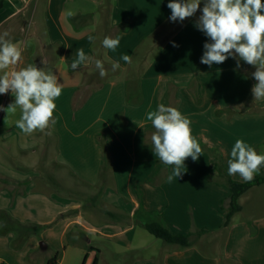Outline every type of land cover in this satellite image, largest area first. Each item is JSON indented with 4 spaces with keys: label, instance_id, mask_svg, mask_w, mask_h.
Instances as JSON below:
<instances>
[{
    "label": "crops",
    "instance_id": "obj_1",
    "mask_svg": "<svg viewBox=\"0 0 264 264\" xmlns=\"http://www.w3.org/2000/svg\"><path fill=\"white\" fill-rule=\"evenodd\" d=\"M110 2L0 0V35L8 32L22 56L7 71L34 64L62 84L55 123L43 132L22 133L15 126L20 109L7 124L0 110V264H92L96 255L109 264L106 249L115 259L138 254L123 264H264V213L246 214L248 201L261 206L264 184L241 197L242 211L223 229L222 203L231 190L210 180L215 157L206 151L195 161L188 157L181 176L170 180L175 166L155 155L147 119L172 90L167 106L191 121L198 143L221 154L226 171L238 139L264 154V98L252 92L256 66L238 55L201 63L204 44L212 42L196 26L202 12L158 43L155 56L144 54L149 38L171 21L170 0ZM117 36L115 51L103 47L105 37ZM78 49L89 60L73 70ZM97 59L107 71L103 78ZM14 102L11 90L0 94V109ZM249 104L253 110L242 113ZM152 221L190 234L192 245L160 243L145 228Z\"/></svg>",
    "mask_w": 264,
    "mask_h": 264
},
{
    "label": "clouds",
    "instance_id": "obj_2",
    "mask_svg": "<svg viewBox=\"0 0 264 264\" xmlns=\"http://www.w3.org/2000/svg\"><path fill=\"white\" fill-rule=\"evenodd\" d=\"M201 0H170L171 21H183L196 13ZM71 15V13H69ZM197 28L204 32L212 41L205 43V52L201 63L211 66L222 64L229 56L236 55L249 65L256 66L252 74L258 82L252 88L254 99L264 98V2L262 0H206ZM8 32L0 35V94L11 90L15 97L14 104L4 110L8 116L15 114L19 108L20 118L15 126L26 135L37 130L43 132L50 123H55L53 116L56 109L55 100L62 94V84L51 71L38 69L29 64L20 70L7 71L17 65L21 59V48L13 43ZM92 43L95 37L89 36ZM120 44V37H105L103 47L115 51ZM175 46V45H174ZM234 50V51H233ZM76 59L71 69H77L89 60L83 49L76 51ZM121 59L132 62L130 55L124 54ZM239 67V61H237ZM95 67L100 77L107 71L101 60H95ZM119 62L112 64V71L119 69ZM147 119L151 121L155 131L151 136L155 155L165 165H174L171 180L179 177L184 168V161L191 157L197 160L203 151L197 139L192 136L191 121L175 107L161 103L158 110L149 111ZM264 166V154L247 145L243 140H236L231 149L228 161V174H239L244 182H251L255 175L260 174Z\"/></svg>",
    "mask_w": 264,
    "mask_h": 264
},
{
    "label": "trees",
    "instance_id": "obj_3",
    "mask_svg": "<svg viewBox=\"0 0 264 264\" xmlns=\"http://www.w3.org/2000/svg\"><path fill=\"white\" fill-rule=\"evenodd\" d=\"M112 2V1H111ZM107 7V6H106ZM187 18H185L183 21H175V23H178V26H181ZM258 83V82H257ZM172 90H169L166 97H165V106H167L168 98L170 97ZM264 110V106L262 108ZM253 110L252 105H248L242 113L250 112ZM203 149V151H206L213 155L216 159L215 163V169L217 171L216 175L210 176V180L214 181L217 184H226L230 190L231 195L230 197L222 203L223 207H226L228 212L225 216V220L223 223V229H228L230 225L232 224L233 217L242 211V206L240 204V199L243 195H245L251 188L255 186H261L264 184V176L263 175H257L251 182H239L234 181L229 176L228 172L226 171L221 154L214 148H210L207 145L203 143H199ZM223 179H225L223 181ZM145 228L147 231L155 236L156 238L162 240L163 242L170 244V245H177L182 248H188L192 245L191 241V235L190 234H176L172 232L169 227L164 224V222H149L145 224ZM201 232H205L204 230ZM200 232V233H201ZM91 250H95L91 248ZM48 264H56V260H50ZM92 264H99V257L96 255L94 261Z\"/></svg>",
    "mask_w": 264,
    "mask_h": 264
},
{
    "label": "rangeland",
    "instance_id": "obj_4",
    "mask_svg": "<svg viewBox=\"0 0 264 264\" xmlns=\"http://www.w3.org/2000/svg\"><path fill=\"white\" fill-rule=\"evenodd\" d=\"M101 1L104 2V6H107L108 5L107 3H109V4L111 3L110 0H101ZM205 3H206V0H201L200 6H199L198 10L196 11V13H201L202 12V9H203ZM112 4H114V3L112 2ZM177 26H178V23H175V21H169V23H167V25L164 27V29L162 30V33L160 34V36L157 39L155 37L152 38V39L149 38V40L147 42H148V44H150V46L149 47L148 46L145 47V45H144L143 46V52L142 53L145 54L146 51L149 49L150 55H154L155 56L157 54V52L159 51V47H158L159 44H162L160 42H162L164 40V38L173 29H175ZM160 47H161V45H160ZM89 79H90V77H89ZM262 175L264 176V172H263ZM254 194H255V192H253L252 195H254ZM262 198H263V201L261 203V206L258 207V208L254 207V205H251L250 204V201H248L247 204H246V208H247L246 209V214H249L250 213L254 217L261 218L260 216L264 213V193L262 194ZM94 222H96V224H100V221H94ZM88 236L91 237V238H93V239H95V240L97 239L96 238V235H94V234H89ZM150 237H152V236H150ZM153 239H155V238H153ZM160 243H164V242L161 240ZM103 244H104L105 248H107L106 247L107 246V243L106 242H103ZM45 255H47V254H45ZM136 256H138L137 253H125L123 255L118 256V259H115V256L109 251V249H106L105 250V258H106V261L109 264H123V263H128L133 257H136Z\"/></svg>",
    "mask_w": 264,
    "mask_h": 264
},
{
    "label": "water",
    "instance_id": "obj_5",
    "mask_svg": "<svg viewBox=\"0 0 264 264\" xmlns=\"http://www.w3.org/2000/svg\"><path fill=\"white\" fill-rule=\"evenodd\" d=\"M41 247H42V248H45L46 245H45L44 243H41Z\"/></svg>",
    "mask_w": 264,
    "mask_h": 264
}]
</instances>
